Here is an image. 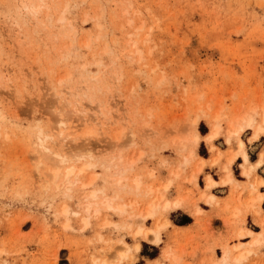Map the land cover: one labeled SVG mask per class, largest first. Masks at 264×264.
<instances>
[{"label": "rangeland", "instance_id": "1", "mask_svg": "<svg viewBox=\"0 0 264 264\" xmlns=\"http://www.w3.org/2000/svg\"><path fill=\"white\" fill-rule=\"evenodd\" d=\"M25 6L40 9L32 14ZM61 110L67 128L61 127ZM218 114L221 130L212 145L207 135ZM250 114L263 121L264 0H0V264H195L201 247L207 264L219 263L226 248L232 259L247 253L240 264H264V242L251 244L253 236L245 235L249 242L230 244L213 226V214L203 218L199 205L220 204L213 187H206L207 177L224 176L229 155L239 152L236 138L226 141L231 123ZM197 117L198 157L186 163ZM79 123L77 137L88 129L95 135L60 141L58 148L69 162L80 155L77 165H96L82 175L90 184L78 182L70 195L52 185L56 163L37 150L33 132L40 125L58 137ZM242 133L252 159L264 133L256 140L253 128ZM200 158L205 166L194 177ZM250 158L245 163L238 153L231 164L236 182L226 184L231 191L222 207L236 239L249 228L247 211L261 226L249 229L256 234L263 228L258 204L234 215L264 184L257 182L264 162L243 174V164L258 159ZM107 159L109 167L103 166ZM241 174L246 181L238 179ZM135 178L140 188L128 193ZM151 188L156 192L146 193ZM98 189L103 191L91 209L100 213L91 216L81 209L89 201L82 194ZM118 193L114 205L134 201L125 212L101 202ZM209 193L216 195L212 203ZM161 195L182 199V206L167 214L163 200L155 217L140 222L138 214ZM64 205L81 214H63ZM182 212L199 218L178 235L171 228L187 219ZM166 216L159 244L134 236L140 223L156 229ZM123 241L132 247L127 255Z\"/></svg>", "mask_w": 264, "mask_h": 264}, {"label": "bare ground", "instance_id": "2", "mask_svg": "<svg viewBox=\"0 0 264 264\" xmlns=\"http://www.w3.org/2000/svg\"><path fill=\"white\" fill-rule=\"evenodd\" d=\"M25 8H27L32 14H36L38 12V10L40 9L39 6H36V7L25 6ZM63 80H64V77L60 78L59 82H63ZM57 95H58V97H61L60 94H57ZM64 103H65V100L63 101L62 104H64ZM58 113H59L58 116H60V118H59L60 120L59 121H60L61 127L62 128H64V127L67 128L68 127V123L66 121V119H67L66 116L67 115L64 116L65 114H64V112L62 110H61V112L59 111ZM221 119H222L221 115H219V114L215 117V124L212 125L211 132L207 135V142L212 144V145H213V141L215 140V138L220 133V130H221L220 121H221ZM198 121H199L198 117L193 120L194 134L191 137L190 141L194 145V148L190 151L189 156L186 158V161H185L186 163H189L192 160L191 158L198 157V152L196 151V146L198 145L199 140H200V134H199L198 130L196 129ZM80 124L81 123H79V125L71 127V130L69 132H65L63 129H61L60 130L61 132H59L58 137H55L53 135L47 134L45 132L46 130L44 128H42L40 125L35 126L36 129H37V132H33V135L35 137L34 141H35V143L37 145V150L40 151V152H43L44 155L48 159H50V160H52V161H54L56 163V166L53 169L52 168L50 169V171H51V182L53 183L52 185L56 184L55 186H57L56 187L57 190H58V188L59 189H64V191L67 194H70V195H72L74 193V191H75L74 190V186L78 182L82 183V185L79 186V187H83V186H86V185L90 184V182H88V183H84L83 182L82 175H83V173L85 171L88 170V168L94 167V165H96V163L93 162V161H86L85 163H82L81 165H77L75 162L79 161L78 159L81 158L80 155H77V156L74 157L75 158L74 162H69L70 159L67 158V155L65 153H63L58 148V145H59L60 141H66V140L73 141L76 138L83 137V140H82V142H83L88 137H91V136L95 135V133H94L95 131H93L92 129H88L87 131H85L84 133H82L80 136L77 137L75 135V132L77 131L78 127H80ZM231 126H232L231 127V131L229 132V135L227 136L226 141L228 143H230L233 138H236L238 140L237 141L238 144H239V152L238 153H240V155L242 156L244 162L247 163L248 160H249V155H248V152L245 149V143H244L243 139H241L239 137H240L241 134H243L242 132L247 130V128H253L252 138L255 139V140L258 139L260 137V135L262 133H264V117H263V121L262 122H257V120L254 117V115L250 114L247 117H243L242 120L238 119V120L232 122ZM120 137L121 136H117L116 139L119 140ZM82 145H85V143H82ZM211 148H213V146ZM69 151L72 152V150H70V149H69ZM235 152L234 153L232 152L231 155H229L230 157L228 159V163H226V165L224 167L225 174L221 178L220 181L215 180L212 176H208L207 177V183H206V187L207 188H212V187L216 186L218 183L226 185L228 183H231V182L233 183L235 181V178H234V175H233V171L230 169L231 164L235 161L236 157L238 156V153L237 152L235 153ZM220 157H221V155L219 154V156L217 158L219 159ZM199 160L200 161L198 163V167H197V170H196V172L194 174V177H195L196 174L201 172L203 170L204 166H205V159L204 158H200ZM109 162L110 161L108 159L105 160L103 162V166L109 167V165L111 163V162L110 163ZM215 162H217V160H215ZM263 162H264V150L260 152L259 159H258V161L255 164H251L248 167H246L245 164H243V166H242L243 167V169H242L243 174L246 175V176H250L252 170L256 166L262 164ZM62 165L64 167H61ZM116 171L117 170H115V172ZM121 175H120V179L117 180V183H121L122 182V179L124 177L121 176ZM58 180H59L60 184H59ZM260 183H264V181L262 180V181H260ZM140 184H141V180L135 178L134 179V185L128 186L125 189L129 193L133 189L140 188L139 187ZM167 187H168V185L165 186V188H167ZM256 189H257L256 185L253 184L252 188H251V192L252 193L255 192ZM64 191H62V192L64 193ZM98 191H103V189H98L96 191L95 190L92 191L91 193L82 194L84 198L89 199V201L87 203H85L84 206L82 205L83 207L81 206V209L84 210V213H88L91 216H93V214H97L98 215L100 213V208H96L93 211L91 209L93 203L94 204L98 203V202H94L92 200V199H95V198L99 197ZM155 192L156 191L153 188H151L146 193L151 194V193H155ZM116 196L119 198L120 194H119V196L115 194V197H107L106 196L104 198V200L101 201L104 204L105 208L115 209L117 212L119 211L121 213V212H125L126 211V207L128 205H129V207L133 206L134 201H131L129 203H124V204H116V205H114L113 201L116 198ZM164 198H165V196H163V195H161L159 197L158 196H154L153 197V203L148 204V207H147L146 211L144 213L140 212L138 214V218H140V222L141 221L143 222V221H145L148 218L155 217L156 214H157V208L158 207L160 208V205H161L162 201L164 200ZM262 198H263V195L259 194L258 197H255L254 199L253 198L252 199H253V202H258V201H261ZM207 199H208V201L210 203H212L213 201L216 200V195L213 194V193H210V194H208V198ZM78 206H80V205H78ZM161 206H162L163 211L168 214L171 209L178 208V207L182 206V199H180V198H176L174 200L166 199V200L163 201ZM253 207H254V205H253ZM70 212L80 213L81 214V212L72 210L69 207V205H64V207L62 208V213L63 214H68ZM196 212L198 213L199 209H196L194 213H196ZM81 219H83L85 221L86 225H89L88 224L89 223V221H88L89 217L87 215L83 216V218H81ZM109 223L110 222H106L105 225L109 224ZM68 224L69 223L67 221V225L65 227L69 226ZM168 224H169L168 216H166V219L161 224H159L156 229L147 228L142 223H140V226L134 232V236L136 238L141 237V238H144V239H146V240H148L150 242L159 244L161 242V240H162L161 239V231L163 229H165ZM262 225H263V231L260 232V233H256L255 234L252 230L244 228V229H241L238 232V236L252 235L253 239L251 241V244H256V245L258 244L259 245V244L264 242V221H263ZM85 227L86 226H84V228ZM123 243H124V241H123ZM124 245H125V250L123 251L122 255L123 254L127 255L129 250L132 249V247L130 245H128L127 243H124ZM239 246H241V244L235 245L234 248H238ZM139 247H140L139 244L135 245V249H139ZM234 251H232V252H234ZM248 251H250V250H248ZM231 254H232L231 253V249L230 248H226L225 251H224V254H223V256H222V258L220 260V262L217 263V264H240L241 262H243V260L246 257L247 253L246 254L245 253H240V254H238V256L233 257L234 259H232V255ZM231 259L234 260V261H231Z\"/></svg>", "mask_w": 264, "mask_h": 264}, {"label": "crops", "instance_id": "3", "mask_svg": "<svg viewBox=\"0 0 264 264\" xmlns=\"http://www.w3.org/2000/svg\"><path fill=\"white\" fill-rule=\"evenodd\" d=\"M259 140L254 141L253 143H250V142H248V143L254 144L255 142H258ZM246 145H247V143H246ZM263 148H264V144L257 145V147H256V149L254 151V157L252 159L250 157L249 158L251 160H256L257 158L259 159V157H258L260 155L259 152ZM258 159H257V161H258ZM240 162H241V159H237L235 163H237L240 166ZM246 167H248V166H246ZM206 168H210L211 169V166H207ZM240 170H241V168H240ZM259 172H262V173L260 174ZM257 173L259 175V178L257 179V182H259L258 184H260V180H263L264 181V164H262L261 166L258 167ZM217 179H220V177H217ZM217 179H215V180H217ZM238 179L240 181H246L247 180V177L244 176V175H242V177H240ZM256 187L258 189V186H256ZM257 189H256V191H257ZM211 191L213 193H215L217 195V197L220 199V204L213 205V204H209L207 202L200 203L199 204L200 207L206 213V215L203 218L207 219V216H210V214H213V219H212L213 226L215 228H218V231L217 232H222V234L224 236H222L221 238L225 237L226 239H228L230 241V244L236 243L237 241H240V242H243V243L249 242L251 240V238H252L250 236H244V237L241 236L242 238H240V239H236V238L232 237L231 235H232V232H233V228H230V227L226 226V224L224 223V220L222 218V216H225V212L223 211V208L222 207H224V205L226 203V200L229 199V195H230V191H231L230 186L229 185H226V186L217 185V186L213 187L211 189ZM259 191H260V193H258L257 195H253L249 199V201H247L248 203L247 202H242V205L240 206V209L241 210L234 211V215H239L241 213L242 209L246 206V204H247V208H251V207H253V205L256 206L258 204V206L261 209V211H264V197L262 198L261 201L253 202V199L255 197H258L259 194L260 195H263L264 194V184H261L259 186ZM255 192H253V193H255ZM233 204L235 205V202ZM196 214H197V212H196ZM228 214L230 215V213H228ZM181 215H183L187 219H185L183 221H180L178 223H173L174 226H172L173 228H171V231H173L174 230V227H177L178 230H176V232H177L178 235L183 234V233H186V231H187L188 228H192V227L194 228V227H196L195 224L198 223V220L197 219L199 218V217H195L190 212L189 213L182 212ZM200 216H202V214ZM256 219L257 218L251 212L247 211V214L245 216V226H247V227H249V228H251V229H253L255 231H260L261 230V226L259 225V223L256 222ZM225 222L226 223H229L230 221L229 220H226ZM249 228H245V229H249ZM241 229H244V228H241ZM262 231H263V228H262ZM215 250H216L217 253L218 252L220 253L221 248L218 247ZM259 250L264 253V245L262 247H260ZM203 257H204V247H201L199 249V251L197 252V255H196V258H195V264H207L206 261L203 262V259H202Z\"/></svg>", "mask_w": 264, "mask_h": 264}]
</instances>
